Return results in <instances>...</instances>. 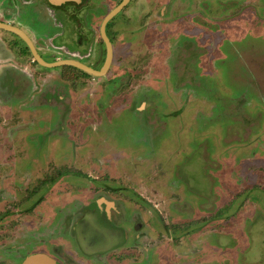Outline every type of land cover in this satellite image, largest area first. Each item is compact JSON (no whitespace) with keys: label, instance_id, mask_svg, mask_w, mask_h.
Returning <instances> with one entry per match:
<instances>
[{"label":"rangeland","instance_id":"374dc122","mask_svg":"<svg viewBox=\"0 0 264 264\" xmlns=\"http://www.w3.org/2000/svg\"><path fill=\"white\" fill-rule=\"evenodd\" d=\"M203 2L191 16L166 3L160 49L136 51L149 64L129 77L79 79L68 67L34 65L28 52L14 84L0 78V264L51 244L108 248L116 231L100 217L87 214L74 230L61 224L65 206L80 209L104 185L133 187L151 204L141 220L152 223L155 210L168 222L165 244L141 264H264V0ZM182 33L195 48L178 47ZM24 45L0 29L5 55L20 59ZM119 47L122 56L137 44ZM190 54L196 89H180L184 68L173 58ZM146 230L149 247L157 230Z\"/></svg>","mask_w":264,"mask_h":264},{"label":"flooded vegetation","instance_id":"af4514ba","mask_svg":"<svg viewBox=\"0 0 264 264\" xmlns=\"http://www.w3.org/2000/svg\"><path fill=\"white\" fill-rule=\"evenodd\" d=\"M124 1L126 4L105 22L107 16ZM172 2L181 3L179 7L184 5L186 7L185 13L191 16L194 9L192 4L197 0H69L61 4H54L50 0H0V7L6 10L2 12V21L23 29L32 39L40 56L48 62L73 59L101 71L107 62L109 52V46L102 32L103 28L111 47V59L105 73L93 75L75 66L62 65L59 67H68L77 71L79 79L104 77L105 80L113 82L115 81L114 78L120 80L132 75L133 68L146 67L149 64V58L145 51L141 53L142 59L139 56L133 57V55L136 51L144 50V47L148 50L150 49L149 46H156L155 48L160 49V43L157 44V42L159 40L161 42L162 37L165 38L166 3ZM203 3H206L205 7L208 8V0H204ZM11 9L13 10L11 11ZM186 9L188 10L186 11ZM117 19L125 23L122 25H126L128 34H124L123 26H119ZM181 35L185 36L183 33ZM257 35L264 36L262 32H258ZM132 37L136 38L137 41L133 40ZM185 37L180 38L178 47H188L186 50L195 48L194 37L188 35V38L187 34ZM239 38L241 37L238 35L236 39ZM134 41L137 44L135 51L118 56L121 49L120 45L128 43L129 47V44ZM23 42L25 47H15L20 58L16 61L15 57L11 58L5 55L4 51H1L2 47H0V65L3 67L0 78L5 79L8 84L10 82L14 84L17 81L19 75L14 68H17L18 61H27L28 52L32 57L33 64H39L27 43L24 40ZM120 57L122 59H119ZM126 57L131 58L126 59ZM191 57L190 54L189 59L186 55H176L173 58V61H177L184 68L181 75L178 76L180 82L185 84V86L179 87L180 89L184 87L196 89L195 76L192 72V65L195 61ZM122 60L127 63L118 64ZM118 67L124 68L122 74H117V71H114V68L117 69ZM247 71L254 77L253 81L249 82L251 88L261 91L258 70L253 71L250 67V70L248 68ZM127 73L131 74L127 75ZM133 75L135 77V74ZM185 92L190 94L192 91L185 89ZM97 190L94 192L99 196L89 203L84 204L82 202V207L76 210L79 214L74 210V207L65 206L61 224L67 230L69 228L74 230V227L82 221L85 215L97 216L102 219V225H100L102 228L116 231L113 236V239L117 238L116 241L111 243L108 248L95 251H85L80 246H77L78 250H75L69 249L67 246L64 247L63 244H51V251L43 250V252L54 257L59 264H141L147 258L148 252L165 244L166 236L160 230L166 232L168 222H164L160 213L155 210L152 211L154 212L152 215H155L158 220H155V217L152 223H149V220H141L142 217L146 216L144 212L149 211L151 204L138 197L133 187L104 185L98 187ZM138 193L141 192L138 191ZM76 215H78L77 219L73 221ZM244 221L246 219L241 221V229L246 228ZM151 226L157 230V236L153 245L148 247L149 239L152 237L148 234L149 230L146 229ZM173 239V235L171 239L168 238L171 241ZM121 249L123 250L120 251ZM32 253L17 254L16 252L13 258L16 260L14 264H22L26 256Z\"/></svg>","mask_w":264,"mask_h":264},{"label":"water","instance_id":"95a60500","mask_svg":"<svg viewBox=\"0 0 264 264\" xmlns=\"http://www.w3.org/2000/svg\"><path fill=\"white\" fill-rule=\"evenodd\" d=\"M69 0H50V2L54 3V4H61L63 2H66ZM126 4V1H124L122 4H120L118 7H116L106 18L105 22L111 18L115 13H117L124 5ZM0 29L12 32L16 35H18L19 37H21L29 46V48L32 51V54L35 58V60H37V62L44 67H48V68H52V67H59L62 65H70V66H75L76 68L79 69H84L86 71H88L89 73L93 74V75H102L103 73H105V71L107 70L109 63H110V59H111V47H110V43L108 41V38L105 36V32L102 28V32L104 34V37L107 41V44L109 46V52H108V59L107 62L105 64V66L102 68L101 71L95 70L91 67H88L86 65H84L83 63L73 60V59H63V60H57L54 62H48L46 60H44L40 54L38 53L32 39L29 37V35L20 27L12 25L9 22L6 21H2L0 20ZM22 264H59L57 262V260L52 257L51 255L45 253V252H34L28 256H26V258L23 260Z\"/></svg>","mask_w":264,"mask_h":264},{"label":"trees","instance_id":"16d2710c","mask_svg":"<svg viewBox=\"0 0 264 264\" xmlns=\"http://www.w3.org/2000/svg\"><path fill=\"white\" fill-rule=\"evenodd\" d=\"M27 48H28V46H26ZM28 50H29V48H28ZM51 180H54V179H51ZM46 181V180H45Z\"/></svg>","mask_w":264,"mask_h":264}]
</instances>
